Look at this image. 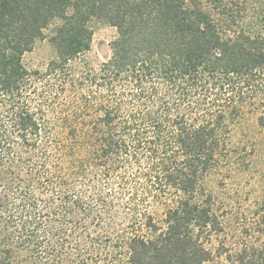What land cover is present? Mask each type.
Returning <instances> with one entry per match:
<instances>
[{
  "label": "trees",
  "instance_id": "16d2710c",
  "mask_svg": "<svg viewBox=\"0 0 264 264\" xmlns=\"http://www.w3.org/2000/svg\"><path fill=\"white\" fill-rule=\"evenodd\" d=\"M92 21L115 30L97 69L84 60ZM47 34L55 58L40 72L25 57ZM247 114L264 130V0H0V179L13 180L0 264H90L84 236L63 262V227L95 223L94 202L100 219L112 208L108 179L172 197L152 198L158 230L149 198L127 189L126 216L148 232L123 238L112 264H204L229 227L226 261L264 264V213L229 222L202 189Z\"/></svg>",
  "mask_w": 264,
  "mask_h": 264
},
{
  "label": "rangeland",
  "instance_id": "374dc122",
  "mask_svg": "<svg viewBox=\"0 0 264 264\" xmlns=\"http://www.w3.org/2000/svg\"><path fill=\"white\" fill-rule=\"evenodd\" d=\"M92 29V41L90 50L85 54L84 60L90 64L93 69L107 60L110 54L109 43L115 36V30L103 21H92L90 23ZM48 34L44 39L37 41L33 50L26 55V64L34 70L44 72L48 63L55 58L54 51L49 43ZM68 99V86L66 89ZM64 101V100H63ZM231 150L229 147V161L219 166L209 173L202 181V189L206 194L211 195L215 211L227 216L230 222V214L238 223L237 218H242V215L249 221L254 211H259L260 215L264 213V130H260L255 122V116L247 114L238 124L231 130L230 133ZM230 146V145H229ZM105 180V179H104ZM13 180L0 179V193L5 183ZM141 181L135 179H108L101 182V188L106 192L111 202L112 208L101 215V208L95 206V202L91 205L92 219L97 214L99 225L94 222L92 224H76L73 220L69 221L63 228L66 229V234L54 226V234L60 235L63 233L68 242L64 246L63 261L72 260L74 255L75 241L84 236L86 239L80 244V250L85 249L84 254L88 257L90 264H112L115 263L120 256L117 251H120L123 238L130 237L133 231H139L141 235L148 232L143 224L132 222L133 218L126 216L124 207V199L127 195V189L136 186L138 195L149 198L150 204L147 209V215L153 219V223L158 230L164 229V204L154 203L153 197L158 195L159 199H170L169 194L162 195L157 193V190L150 189L149 193L141 190ZM76 225H82L77 226ZM84 225V226H83ZM237 225V224H236ZM239 226H235L238 229ZM69 231H74V237L70 238ZM230 227L225 233L218 236L210 237L208 241V249L211 252L209 260L204 264H229L225 259V254L222 253L221 244L230 246ZM69 235V236H68ZM82 246V247H81ZM105 256L107 257L106 259ZM91 259V260H90Z\"/></svg>",
  "mask_w": 264,
  "mask_h": 264
}]
</instances>
